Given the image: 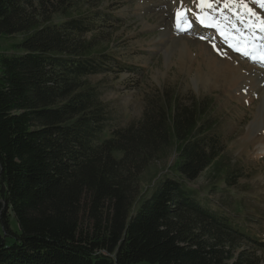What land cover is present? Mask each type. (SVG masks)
<instances>
[{
	"label": "trees",
	"instance_id": "obj_1",
	"mask_svg": "<svg viewBox=\"0 0 264 264\" xmlns=\"http://www.w3.org/2000/svg\"><path fill=\"white\" fill-rule=\"evenodd\" d=\"M76 3L0 0L19 39L0 54V264L260 263L264 241L188 186L231 178L213 102L166 89L121 127L88 78L135 66L86 40L109 16Z\"/></svg>",
	"mask_w": 264,
	"mask_h": 264
},
{
	"label": "rangeland",
	"instance_id": "obj_2",
	"mask_svg": "<svg viewBox=\"0 0 264 264\" xmlns=\"http://www.w3.org/2000/svg\"><path fill=\"white\" fill-rule=\"evenodd\" d=\"M261 2L264 0H77L76 4L109 16L86 40L127 62L125 65L133 62L135 66L88 78L91 86L100 87L101 99L112 112L119 111L116 123L121 127L139 119L146 100L157 98L166 89L213 102L226 144L220 165L231 178L215 181L210 168L188 186L204 206H219L234 215L235 227L264 241V106L260 105L264 68L243 57L245 44H264ZM178 11L183 17L179 29ZM18 42L17 37H0V54L15 53ZM173 160L171 157L141 176L140 194H149ZM256 256L258 264H264V251H257Z\"/></svg>",
	"mask_w": 264,
	"mask_h": 264
},
{
	"label": "snow or ice",
	"instance_id": "obj_3",
	"mask_svg": "<svg viewBox=\"0 0 264 264\" xmlns=\"http://www.w3.org/2000/svg\"><path fill=\"white\" fill-rule=\"evenodd\" d=\"M201 3H204V0H201ZM261 7H264V2H261ZM176 15L177 28L179 29L181 27V21L183 17L180 11H178ZM262 30H264V25H262ZM233 47H235L237 51H241V48L239 46L233 45ZM243 55L253 60L254 63L259 64L261 68H264V44L259 45L258 47L245 44L243 48Z\"/></svg>",
	"mask_w": 264,
	"mask_h": 264
},
{
	"label": "bare ground",
	"instance_id": "obj_4",
	"mask_svg": "<svg viewBox=\"0 0 264 264\" xmlns=\"http://www.w3.org/2000/svg\"><path fill=\"white\" fill-rule=\"evenodd\" d=\"M205 1V3L207 2V0H204ZM261 104L260 105H263L264 106V96H261ZM261 146V145H260ZM262 147V146H261Z\"/></svg>",
	"mask_w": 264,
	"mask_h": 264
}]
</instances>
